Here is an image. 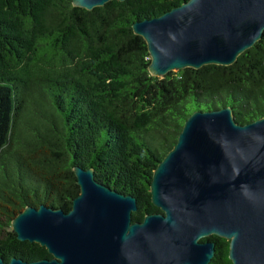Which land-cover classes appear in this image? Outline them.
Returning a JSON list of instances; mask_svg holds the SVG:
<instances>
[{"label": "trees", "instance_id": "1", "mask_svg": "<svg viewBox=\"0 0 264 264\" xmlns=\"http://www.w3.org/2000/svg\"><path fill=\"white\" fill-rule=\"evenodd\" d=\"M186 0H111L87 10L72 0H0V257L51 258L16 239L13 217L28 205L71 209L74 166L132 195L133 221L153 206L152 171L188 116L229 106L239 124L264 116V32L232 65L152 76L131 25ZM208 264H232L229 240Z\"/></svg>", "mask_w": 264, "mask_h": 264}, {"label": "water", "instance_id": "2", "mask_svg": "<svg viewBox=\"0 0 264 264\" xmlns=\"http://www.w3.org/2000/svg\"><path fill=\"white\" fill-rule=\"evenodd\" d=\"M111 0H72L92 10ZM122 2L124 0H116ZM144 40L152 76L209 64L232 65L264 32V0H186L131 25ZM229 106L196 110L152 171L150 200L160 212L133 221L134 196L74 166L71 209L28 205L10 222L16 239L51 258L0 264H208L218 236L232 264H264V116L239 124Z\"/></svg>", "mask_w": 264, "mask_h": 264}, {"label": "rangeland", "instance_id": "3", "mask_svg": "<svg viewBox=\"0 0 264 264\" xmlns=\"http://www.w3.org/2000/svg\"><path fill=\"white\" fill-rule=\"evenodd\" d=\"M5 230H7V229H3V231H1V232H0V235H1V233H4V232H5Z\"/></svg>", "mask_w": 264, "mask_h": 264}]
</instances>
